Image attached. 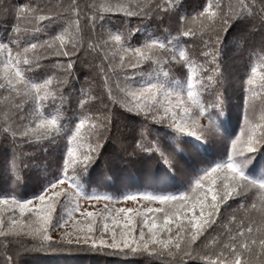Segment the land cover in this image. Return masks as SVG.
I'll list each match as a JSON object with an SVG mask.
<instances>
[{
    "label": "snow or ice",
    "instance_id": "snow-or-ice-1",
    "mask_svg": "<svg viewBox=\"0 0 264 264\" xmlns=\"http://www.w3.org/2000/svg\"><path fill=\"white\" fill-rule=\"evenodd\" d=\"M10 13L16 23L0 36V64L4 68L0 89L7 94L0 108V172L5 181L11 182V190L0 194V264H21V251L32 250L142 256L149 258L148 264L152 260L185 264L189 258L202 264H264V178L248 173L249 165L264 146V106L258 119L250 110V98L256 97L257 85L264 93V56L259 57V82L257 67L252 66L250 74L239 83L243 126L235 138L225 136L221 129L219 94L213 102L201 100L203 92L222 82L217 60L225 33L259 28L264 51V0H204L192 13L185 0H86L83 4L67 0L55 7L28 0L11 8L0 3V15ZM111 15L123 18L120 23L124 30L111 32L106 28L112 24ZM130 17L141 18V24L151 18V23L156 24L154 31L160 34L145 31L140 46L131 45L129 39L140 28L126 27ZM58 21H63L62 30L54 35L45 32L46 38L40 39L39 34ZM193 24L198 25L195 31L190 27ZM82 28L89 34L87 48L104 53L95 67L107 101L81 88L77 97L80 114L75 117L78 122L66 133L64 150L54 156L53 167L44 169L42 189L22 198L16 194L15 186L22 173L38 167L28 163L34 157L22 145L33 147L34 141L46 137L55 143L60 138L62 116L56 102L64 103L60 89L72 76L74 61L80 59L77 53L82 48ZM26 34L28 39L24 38ZM197 36L202 62L185 47L186 38ZM109 49L113 50L111 57ZM46 57L53 59L42 65ZM117 57L119 63H115ZM145 62L149 65L147 72L139 67ZM178 65L184 73L182 80L175 79L172 72ZM34 69H40L46 78L32 80L29 74ZM114 76H122L126 83L122 86ZM49 98L53 111L45 115L40 110L41 101ZM93 100L101 105L102 114L84 111ZM261 101L264 105V95ZM26 102L32 109L28 115ZM111 105L142 118L138 121L139 139L129 155L158 153L169 169H176L181 166L185 150L199 155V146L219 143L226 159L201 161V167L194 171L200 175L178 194L130 193L114 201L110 195L89 192L82 178L106 144L113 142L108 136ZM150 124L165 125L171 130L172 150L166 151L159 138L148 139ZM186 138H191V143ZM261 169L264 171V164ZM250 191L257 194L258 201L236 221V230L225 224V234L213 237L209 229L217 224L220 205L230 198H243ZM129 200L141 206H113ZM82 201H103V208H82ZM153 204L159 206L152 207ZM251 210L257 215L253 216ZM235 219L234 215L232 221ZM57 229L59 234L54 237ZM201 236L204 241L194 248Z\"/></svg>",
    "mask_w": 264,
    "mask_h": 264
},
{
    "label": "trees",
    "instance_id": "trees-1",
    "mask_svg": "<svg viewBox=\"0 0 264 264\" xmlns=\"http://www.w3.org/2000/svg\"><path fill=\"white\" fill-rule=\"evenodd\" d=\"M28 0H0L4 6L11 8L13 5L20 3H26ZM41 3L56 6L67 3V0H40ZM80 3L86 2V0H79ZM99 2V0H97ZM137 2L144 3L145 0H137ZM155 2V0H152ZM204 0H185L189 13L194 10H198V6L201 5ZM235 2V0H233ZM112 24L106 25V28L111 32H116L117 29L124 30V26L120 23L123 19L118 15H111L109 17ZM141 18L130 17L127 19L126 27L128 29L139 27L140 31L133 32L129 43L133 46L139 47L144 39V32L147 31L153 35H159V32L154 31L156 24L151 23V18L145 21L144 24L140 23ZM16 23L11 13L7 16L0 15V36L5 34V30L11 31L12 26ZM43 23V22H41ZM21 27H24L21 25ZM63 27V21H58L40 33V39L46 38L44 33L48 35H54L60 32ZM193 31L196 30L198 25H190ZM25 39L29 38V35H25ZM89 34L87 30L82 28L81 40L82 48L77 56L80 59L74 61L72 76L68 78V82L64 84L60 92L65 97L64 103L61 105L57 100L56 106L61 109L62 119L60 121L62 131L60 138L55 143H52L51 138L46 137L44 139L34 141L33 147L22 145L24 151L28 152L34 157L33 160L28 161L29 164L38 165V167L22 173V179L18 185L15 186V191L18 196L22 198H29L34 194H37L41 189L45 181L44 169L46 167L54 166V156L60 155L64 150L66 143V133L70 129H73L75 123L78 121L75 119L80 114L78 107L77 97L81 90L84 88L89 91L92 96H102L107 101V96L103 93V85L98 70L95 67L100 63L103 57V51L93 52L87 48ZM188 43L185 45L186 50L191 49L190 55H195L199 62L203 61L202 57H199L200 39L199 36L193 38H186ZM221 54L218 57V64L220 65L222 82H218L213 88L205 91L201 95V100L205 103L213 102L217 93L220 96V104L223 115L219 118L221 129L225 136L239 135L240 129L243 126V122L240 119V113L243 110L242 89L239 87V83L242 78L247 74H250V68L252 66L257 67V81L261 73V64L259 57L264 56V51L261 50V33L259 28L251 31H232L225 33L221 41ZM42 51V50H41ZM113 53L112 49L108 50V55L111 57ZM53 59L46 57L41 61V64H47L48 60ZM66 59V58H65ZM125 57V61H127ZM115 63H119L117 57ZM107 67V62L104 64ZM140 70L147 72L149 65L147 62L141 64ZM178 65L172 69L175 79L182 80L184 78L183 70ZM3 64H0V73H3ZM117 72L120 69H116ZM131 73V69H126ZM50 74V73H47ZM30 78L35 82H40L46 78V74L41 72L40 69H34L33 73L29 74ZM114 80H119L123 86L126 81L122 76L113 77ZM137 81H133L136 83ZM257 95L255 98H250V110H254L255 118L258 119L261 114L262 101L261 93L258 85L256 87ZM7 94L4 90L0 89V108L4 106V98ZM101 105L95 102V100L88 102L84 111L90 115L102 114L100 112ZM30 104H25V114L28 115L31 112ZM40 110L45 115L48 112L53 111V101L49 98L41 101ZM3 113L0 112V117ZM132 114L127 113L124 109L118 105H111L110 124L108 130V136L112 143L105 142L106 147L101 150V155L97 157V160L88 169L86 175L82 178L86 189L89 192H98L102 194H108L114 198H120L125 194H133L140 192H153L155 194H178L179 191L185 190L187 185L198 175L199 172H194L201 167V161L204 162H216L222 159H226L225 149L222 144L214 143L211 146H199V155H193L189 151L181 153V166L176 169H169L168 166L160 159L158 153H136L129 155L135 145V140L139 139L138 121L142 118L132 117ZM29 119L31 116L29 115ZM136 125L135 129L133 125ZM150 134L148 139L159 138L161 145L165 147L166 151H170L174 148V141L172 139L173 133L167 129L165 125L150 124ZM135 135V139H133ZM191 143V138H186ZM90 142V141H89ZM230 148V145H229ZM264 164V146L258 151L252 164L249 165V175L261 179L264 178V171L261 169V165ZM5 189L11 190L10 180L5 181L3 173L0 172V194ZM258 201V196L255 192H247L242 197L230 198L225 204L220 205L219 214L216 217L217 224L214 225V229H209V232L213 237L219 238L220 234H225L226 230L223 227L225 224L228 228L236 230V221H239L244 217L245 211L249 209V206ZM241 204L244 208H241ZM253 216L257 215L255 210H251ZM235 215V221H232V217ZM229 221H232L229 223ZM207 235V233L205 234ZM204 241V236L198 237L197 241L193 245L195 248L197 245H201ZM28 243H31L29 240ZM21 264H148L149 258L138 257H118L96 253H53L43 252L39 250L21 251L20 253ZM152 264H161L158 260H152ZM185 264H202L197 259H186Z\"/></svg>",
    "mask_w": 264,
    "mask_h": 264
},
{
    "label": "rangeland",
    "instance_id": "rangeland-1",
    "mask_svg": "<svg viewBox=\"0 0 264 264\" xmlns=\"http://www.w3.org/2000/svg\"><path fill=\"white\" fill-rule=\"evenodd\" d=\"M257 74H258V71H257ZM240 133V132H239ZM134 194V193H133ZM108 195V194H107ZM119 198H114L113 197V200H118ZM103 201H100V202H97V201H82L81 202V207L82 208H88L89 210H100L103 208ZM114 207H132V208H137V207H140V203L139 202H133V201H122L120 203H115L113 205ZM152 207H157L159 206L158 204H153L151 205ZM79 215V214H77ZM59 229H57L54 233H53V236L56 237L58 236L59 234Z\"/></svg>",
    "mask_w": 264,
    "mask_h": 264
}]
</instances>
